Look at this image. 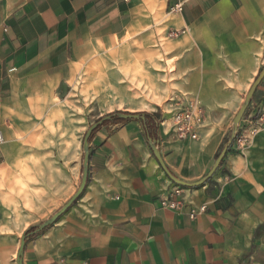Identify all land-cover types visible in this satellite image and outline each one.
I'll return each instance as SVG.
<instances>
[{"label":"crops","instance_id":"crops-1","mask_svg":"<svg viewBox=\"0 0 264 264\" xmlns=\"http://www.w3.org/2000/svg\"><path fill=\"white\" fill-rule=\"evenodd\" d=\"M169 33L168 85L204 107L199 138L177 137L164 111L152 127L154 109L100 125L84 191L26 237L22 264H264V78L238 127L258 120V133L245 145L234 139L204 183L179 184L181 208L163 203L178 184L170 174L200 181L232 137L264 66V0H0V264H18L22 236L80 186L79 136L27 133L57 108L80 53L99 41L114 53L128 44L142 52L144 40L159 50Z\"/></svg>","mask_w":264,"mask_h":264},{"label":"rangeland","instance_id":"rangeland-1","mask_svg":"<svg viewBox=\"0 0 264 264\" xmlns=\"http://www.w3.org/2000/svg\"><path fill=\"white\" fill-rule=\"evenodd\" d=\"M174 36L162 35L159 50L156 43L144 40L148 44L142 52L130 44L116 53V48L106 47V43L90 44L72 65L70 78L57 87L61 91L55 99L57 108L42 114L45 119L27 133L64 140L79 136L83 144L87 129L105 115L136 109L162 114L173 92L168 85L173 61L168 58L167 43ZM4 144L5 140L0 143ZM84 155L82 150V160Z\"/></svg>","mask_w":264,"mask_h":264},{"label":"built area","instance_id":"built-area-1","mask_svg":"<svg viewBox=\"0 0 264 264\" xmlns=\"http://www.w3.org/2000/svg\"><path fill=\"white\" fill-rule=\"evenodd\" d=\"M183 6L181 3L173 7L175 11H181ZM167 114L162 120L166 128H169L181 139L192 138L198 139L200 131L205 126V109L200 102L186 93H175L167 102V109L164 110ZM261 123L258 120L251 119L246 125L238 129L235 141L239 145H245L253 136L260 130ZM4 136L0 131V143L4 141ZM168 197L163 200L165 205L181 208L184 201L175 199V196H183V187L179 184L173 185L168 189ZM206 205H202L201 209H205ZM196 209L191 210L192 215H196Z\"/></svg>","mask_w":264,"mask_h":264},{"label":"water","instance_id":"water-1","mask_svg":"<svg viewBox=\"0 0 264 264\" xmlns=\"http://www.w3.org/2000/svg\"><path fill=\"white\" fill-rule=\"evenodd\" d=\"M264 78V66L261 69V71L259 72L258 76L256 77L255 81L253 82V84L251 85L244 103L242 104L241 108L239 109V111L237 112L235 118H234V127H233V133H232V137L229 140L228 144L226 145V147L223 149V151L220 153V155L218 156L216 163L214 165V167L212 168V170L209 172V174L201 179L200 181L196 182V183H188L185 182L183 180H180L178 178H176L174 175L170 174V177L177 182L178 184L181 185H185V186H197L200 185L202 183H204L205 181H207L209 179L210 176L213 175V173L216 171V169L219 167L220 163L223 160V157L228 149V147L231 145V143L233 142V140L236 137L237 131H238V127L239 124L242 120V117L254 95V92L256 90V88L258 87V85L261 83L262 79ZM115 116H119L121 118H144V115L139 114V113H131V112H119L117 114H109V115H105L103 117H101L98 121H96L95 123H93L86 131L85 136H84V151H85V155H84V166H83V173H82V178H81V183L80 186L78 188V190L76 191V193L58 210L56 211L51 217H49L48 219L44 220L43 222L39 223L36 225V229L33 232H38L43 230L44 228L52 225L54 222H56L58 220V218L63 215L68 209L69 207L81 196L82 192L85 189L86 183H87V179H88V173H89V141L90 138L93 134V132L100 126L102 125L106 120L112 119ZM157 140H152V147L154 150L155 155L157 156V158L159 159V161L164 165L163 160H162V156L160 151L157 148ZM26 237L27 234L25 233L22 236L21 239V243H20V248L18 251V264H22V254H23V250H24V246H25V242H26Z\"/></svg>","mask_w":264,"mask_h":264},{"label":"trees","instance_id":"trees-1","mask_svg":"<svg viewBox=\"0 0 264 264\" xmlns=\"http://www.w3.org/2000/svg\"><path fill=\"white\" fill-rule=\"evenodd\" d=\"M147 114V116L148 117H150V119H151V121H152V127H155V122H154V118H152L153 116H158L159 114L157 113H155V114H151V113H149V112H147L146 113ZM117 117V116H116ZM111 119H109V120H106L105 122H108V121H110ZM104 122V123H105ZM36 229V225L35 226H31L27 231H26V234H27V236L30 234V233H32V231H34Z\"/></svg>","mask_w":264,"mask_h":264}]
</instances>
